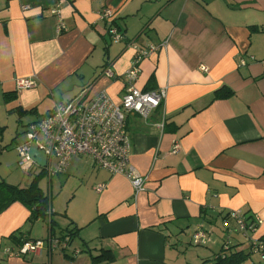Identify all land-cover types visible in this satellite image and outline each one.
Listing matches in <instances>:
<instances>
[{
    "label": "crops",
    "instance_id": "1",
    "mask_svg": "<svg viewBox=\"0 0 264 264\" xmlns=\"http://www.w3.org/2000/svg\"><path fill=\"white\" fill-rule=\"evenodd\" d=\"M104 9L119 41L107 32ZM129 42L155 46L139 61L133 85L165 92L146 118L125 115L129 165L145 178L143 189L135 192L87 154L73 156L62 172L49 173L50 182L77 180L79 207L62 217L73 231L54 236L50 207L47 224L34 221L48 232L31 235L33 222L22 231L31 209L12 201L0 209V264H199L233 234V210L258 219L244 232L250 242L264 238V0H0V88L10 113L17 121L33 114L27 131L57 103L102 91L119 102L133 61ZM19 78L34 85L17 89ZM225 89L233 94L216 97ZM4 177L21 187L34 180ZM98 183L106 184L101 191ZM17 229L30 240L52 235L57 247L44 241L18 254L10 238ZM92 254L101 261L93 263ZM241 264H264V241Z\"/></svg>",
    "mask_w": 264,
    "mask_h": 264
},
{
    "label": "built area",
    "instance_id": "2",
    "mask_svg": "<svg viewBox=\"0 0 264 264\" xmlns=\"http://www.w3.org/2000/svg\"><path fill=\"white\" fill-rule=\"evenodd\" d=\"M53 11L59 13V10ZM111 17V9H104L101 12V18H105L108 22V34L112 40L119 41L122 35L113 24ZM63 26L62 20L59 19L56 31L60 32ZM127 45L133 49L134 55L131 67L124 72L128 87L124 90L121 100L115 102L102 91L89 100L73 98L55 104L48 115L27 126V139L16 146L19 155L17 164L20 167L28 168L31 164H35L29 155V143L34 140L46 154L44 168L48 173L62 172L73 156L87 154L92 158L95 166L106 169L111 174L125 176L135 192L143 189L145 178L129 165L130 140L125 130V115L132 112L146 118L152 109L160 105L165 92L163 89L141 90L133 85L139 74V61L151 54L155 46L152 44L140 46L134 42H129ZM105 73H111L109 68ZM33 85L32 78H19L16 82L17 89L29 88ZM53 161H55L54 167ZM105 185L98 183L95 187L96 191H101ZM229 215L236 220L239 229L244 232L254 231L259 222L258 219H248L239 210H233ZM200 236L199 233L193 235L195 239L201 238ZM47 242L51 247H57L58 238L51 235ZM251 243L259 250L263 241L252 240ZM43 244L44 240H27L18 246L17 253L34 252Z\"/></svg>",
    "mask_w": 264,
    "mask_h": 264
},
{
    "label": "rangeland",
    "instance_id": "3",
    "mask_svg": "<svg viewBox=\"0 0 264 264\" xmlns=\"http://www.w3.org/2000/svg\"><path fill=\"white\" fill-rule=\"evenodd\" d=\"M7 104V105H6ZM10 107L11 104L10 102H6V95L4 93V90L0 88V176H5L4 178L9 179L13 176V179L17 175V178L15 181H19L24 177H32V179L35 180L37 186L39 189L42 191V193L47 197V200L49 202V207L54 211L53 216L55 219V222L53 223V231H54V236H62L63 234H69L70 231H73V229L69 228L68 224H65L64 220L66 218L63 215L64 212L68 215L69 212H67L70 208H78L80 200L79 199H73L72 194L74 190H76V182L74 177L71 175L64 176L63 179L58 180L57 178H60V176H54L52 177L54 180L53 182H50V177L49 173L47 171L41 170L38 165L36 166L35 164H32V167L30 168L29 172H25L23 168L16 166L17 159H19V155L16 151V146L22 144L26 139H27V134H26V123L31 120V112L28 111V114H25L21 121H17L18 114H11L10 113ZM13 160L15 161L13 164ZM86 171H90V169H93V166H90L89 160L86 158ZM27 173V174H26ZM65 178H68V181H65ZM6 179V180H7ZM79 196V194H77ZM76 196V197H77ZM46 217L47 215H39L38 218H43ZM37 220V219H36ZM35 219L32 221L33 229L30 230V234L33 235L34 233H41V235L46 231V221L44 219V222L46 224H42L41 230L37 227L39 222H35ZM233 224V234L231 237H226L225 240L232 241L231 244L235 245L237 240H239V244L237 246H241L243 249H248L250 247L251 243L248 238V235L244 234V231L240 230L236 220H232L231 222ZM31 225V221H28L24 229L22 231H26ZM189 228V227H188ZM190 230V229H189ZM52 231V232H53ZM217 231V230H215ZM14 232H17L15 230ZM213 233V232H212ZM43 234V235H44ZM182 234L180 239H185L186 235L184 233H179ZM211 234V233H210ZM214 234V233H213ZM212 234V235H213ZM42 235V236H43ZM185 235V237H184ZM233 236V237H232ZM48 237V236H47ZM173 239V238H171ZM44 241H47V238L44 239ZM222 242V240H221ZM6 243H9L7 240ZM184 247H195V246H188V245H183ZM220 245L215 246V250H218ZM17 248V246H14ZM198 247V246H196ZM255 246L253 247V250L250 253V256H257V249H255ZM10 250V248H8ZM199 249V247H198ZM16 251V250H13Z\"/></svg>",
    "mask_w": 264,
    "mask_h": 264
},
{
    "label": "trees",
    "instance_id": "4",
    "mask_svg": "<svg viewBox=\"0 0 264 264\" xmlns=\"http://www.w3.org/2000/svg\"><path fill=\"white\" fill-rule=\"evenodd\" d=\"M232 94V90L225 89L224 91L217 92L216 97H227ZM15 200H20L30 206L31 211L28 221L31 222L34 219H37L39 215H41V217L46 215V210L49 208L47 197L39 189L35 180H33L28 186L21 187L8 184L0 178V209ZM249 218L252 217H248V219ZM21 233L22 232L17 229V232H12L10 234V238H12L18 246L23 242L30 240ZM258 240L264 241V238L262 237ZM232 244L231 241L222 239L221 247L218 250L211 252L208 257L202 258L199 264H241L245 262L247 258L250 257L254 245L251 243L248 249H241L239 248L240 246H237L239 243H236L235 245ZM100 258L101 254L91 255L93 263L99 262Z\"/></svg>",
    "mask_w": 264,
    "mask_h": 264
},
{
    "label": "water",
    "instance_id": "5",
    "mask_svg": "<svg viewBox=\"0 0 264 264\" xmlns=\"http://www.w3.org/2000/svg\"><path fill=\"white\" fill-rule=\"evenodd\" d=\"M29 155L33 162L38 166L44 167L46 161V154L43 149H40L37 143L33 140L29 143Z\"/></svg>",
    "mask_w": 264,
    "mask_h": 264
}]
</instances>
